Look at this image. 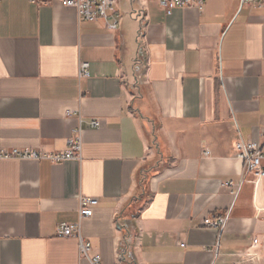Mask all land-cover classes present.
I'll return each instance as SVG.
<instances>
[{
  "label": "crops",
  "instance_id": "0c3cea01",
  "mask_svg": "<svg viewBox=\"0 0 264 264\" xmlns=\"http://www.w3.org/2000/svg\"><path fill=\"white\" fill-rule=\"evenodd\" d=\"M118 11L113 32L60 0H1L0 151L62 153L78 127L83 145L80 161H0V264H264V179L235 151L264 127V8ZM84 197L99 204L82 219Z\"/></svg>",
  "mask_w": 264,
  "mask_h": 264
},
{
  "label": "built area",
  "instance_id": "2783aa9c",
  "mask_svg": "<svg viewBox=\"0 0 264 264\" xmlns=\"http://www.w3.org/2000/svg\"><path fill=\"white\" fill-rule=\"evenodd\" d=\"M40 2V0H33ZM66 7L77 11L80 20L87 22L104 21L110 31L117 32L120 27V15L118 5L120 0H60ZM144 1V0H131ZM168 15L175 8L195 7L202 12L209 0H157ZM1 3V0H0ZM242 7L264 8V0H240ZM80 79L90 78V64L81 63L79 67ZM72 113H67L71 117ZM91 128H101L103 123L98 119L90 121ZM260 143L253 141H239L235 146L236 156L243 163L244 169L255 178L264 179V127L260 132ZM82 139L81 128L73 129L72 136L67 141V150L62 153H44L35 150H3L0 151L1 160H33L50 161L60 164L68 161H80L82 158ZM226 186H232V183ZM99 204V199L84 197L80 200V217L82 219L93 216V209ZM228 216H213L202 221L203 227L215 228L222 231L227 223ZM57 236L60 238H76L79 241L80 255L87 257L91 252L92 246L89 241L84 239L79 225L61 223L57 227ZM258 243L257 240L254 241ZM181 247H185L184 244ZM101 256L95 257L93 264H100Z\"/></svg>",
  "mask_w": 264,
  "mask_h": 264
}]
</instances>
